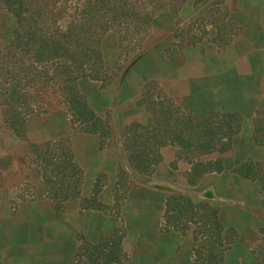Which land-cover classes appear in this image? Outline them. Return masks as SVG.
<instances>
[{
  "label": "rangeland",
  "instance_id": "rangeland-1",
  "mask_svg": "<svg viewBox=\"0 0 264 264\" xmlns=\"http://www.w3.org/2000/svg\"><path fill=\"white\" fill-rule=\"evenodd\" d=\"M75 4L48 20L68 44L39 61L11 46L17 21L0 7V149L23 141L44 168L75 264H264V0H185L176 14L174 0H137L128 30L97 38L101 69L69 80ZM160 125L173 144L133 167L158 142L143 127ZM161 176L185 185L149 183Z\"/></svg>",
  "mask_w": 264,
  "mask_h": 264
},
{
  "label": "crops",
  "instance_id": "crops-1",
  "mask_svg": "<svg viewBox=\"0 0 264 264\" xmlns=\"http://www.w3.org/2000/svg\"><path fill=\"white\" fill-rule=\"evenodd\" d=\"M161 177L149 183L165 186L172 181L173 185H185L180 180ZM44 181V170L25 142L0 149V264H75V239L67 234L69 228L73 229L69 208L58 203ZM161 190L163 194L165 190ZM51 226L57 231L48 236L45 229ZM142 260L157 264L149 256ZM169 261L167 258L161 263Z\"/></svg>",
  "mask_w": 264,
  "mask_h": 264
},
{
  "label": "trees",
  "instance_id": "trees-1",
  "mask_svg": "<svg viewBox=\"0 0 264 264\" xmlns=\"http://www.w3.org/2000/svg\"><path fill=\"white\" fill-rule=\"evenodd\" d=\"M60 1L64 0H0V7L11 12L17 21V27L13 31L14 37L11 46L18 50L25 49L26 53H34L33 59L37 61L40 60L39 53L42 54L44 52L47 53L46 57L48 59L53 58L62 44H68V42L48 36V25H50L48 20L55 16ZM183 1L185 0H174L175 6L171 8L173 9V13L176 14L178 12L179 6ZM200 1L202 0H194L195 3ZM135 4H137V0H76L74 7L75 17L77 18L74 20L76 23L70 27L71 34L69 35V61L73 64L75 72L69 73V80L74 79L71 75L74 74L77 77L81 73L80 71L83 65L89 66L91 69L90 73L94 69H101V55L98 49V43L96 42L97 38L111 29L117 30L118 32L128 30L132 19H135V17L138 19L139 16ZM144 29L145 26L136 28L135 33L143 31ZM89 75L93 78H98L97 74L93 76L92 74ZM82 107L85 109L86 106L82 104ZM184 119H186L185 124H192V119L188 117H184ZM76 121L77 128L75 130H80L87 123V117L84 119L81 116ZM159 127H152L151 130H149L150 126L143 127L142 134L146 138L158 142H151V149L148 150L147 154H139L138 157H143L142 161L133 164V167L146 171L150 165V162L145 163L148 154L156 148L173 144L174 140L170 138L171 136H166L169 132L166 131V127L163 125ZM142 134L133 133L129 140H135L139 136H142ZM180 135H182L180 137L181 144L179 143L178 147L183 152L189 153L192 136L186 131L181 132ZM126 150L129 153V159L131 161L132 157L135 156L132 152L133 150L128 147ZM211 150L208 145H203L199 152L206 153ZM71 161H69V164L72 163ZM71 166L74 167V164L72 163ZM208 171L210 169L204 170V172Z\"/></svg>",
  "mask_w": 264,
  "mask_h": 264
}]
</instances>
